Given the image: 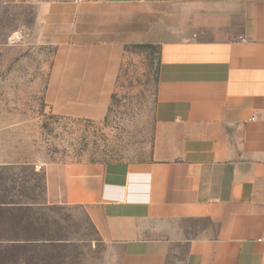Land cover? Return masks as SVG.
Returning <instances> with one entry per match:
<instances>
[{
  "label": "crops",
  "instance_id": "obj_1",
  "mask_svg": "<svg viewBox=\"0 0 264 264\" xmlns=\"http://www.w3.org/2000/svg\"><path fill=\"white\" fill-rule=\"evenodd\" d=\"M74 3L37 16L59 44L51 110L104 117L123 43L152 41L159 135L147 161L37 163L0 132V263L37 264L56 242L40 210L79 206L117 264H264V0ZM22 168L40 175L42 201L16 191L35 181L14 177Z\"/></svg>",
  "mask_w": 264,
  "mask_h": 264
},
{
  "label": "rangeland",
  "instance_id": "obj_2",
  "mask_svg": "<svg viewBox=\"0 0 264 264\" xmlns=\"http://www.w3.org/2000/svg\"><path fill=\"white\" fill-rule=\"evenodd\" d=\"M69 2L78 1L0 0L2 140L8 138V143L19 148L16 150L37 163L147 161L153 155L160 130L156 120L158 43L147 40L123 43L114 92L106 115L100 119L54 113L45 99L59 44L47 41L37 16L45 3L62 6ZM58 11L60 15L73 12ZM78 23V38L83 41L90 23ZM72 55L67 51L64 59L70 60ZM13 174L35 178L29 185H16L14 181L16 191L25 194L24 200H43L40 175L34 176L28 168ZM39 219L43 230L56 242L46 251L38 250L45 258H38L37 264H117L111 247L102 241L82 207H44Z\"/></svg>",
  "mask_w": 264,
  "mask_h": 264
},
{
  "label": "trees",
  "instance_id": "obj_3",
  "mask_svg": "<svg viewBox=\"0 0 264 264\" xmlns=\"http://www.w3.org/2000/svg\"><path fill=\"white\" fill-rule=\"evenodd\" d=\"M146 46H148V47H152L153 46V44H145ZM159 51H160V49H159Z\"/></svg>",
  "mask_w": 264,
  "mask_h": 264
},
{
  "label": "built area",
  "instance_id": "obj_4",
  "mask_svg": "<svg viewBox=\"0 0 264 264\" xmlns=\"http://www.w3.org/2000/svg\"><path fill=\"white\" fill-rule=\"evenodd\" d=\"M76 1H80V0H76Z\"/></svg>",
  "mask_w": 264,
  "mask_h": 264
}]
</instances>
